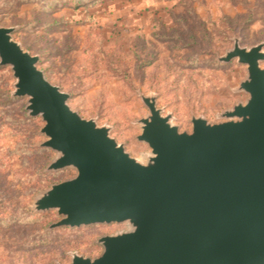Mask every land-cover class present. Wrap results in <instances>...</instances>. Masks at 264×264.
I'll use <instances>...</instances> for the list:
<instances>
[{"label": "rangeland", "instance_id": "obj_1", "mask_svg": "<svg viewBox=\"0 0 264 264\" xmlns=\"http://www.w3.org/2000/svg\"><path fill=\"white\" fill-rule=\"evenodd\" d=\"M83 1L0 0V27L39 57L38 68L69 94L74 111L109 127L138 161L151 155L137 139L150 114L142 97L154 96L181 132L192 131L194 117L224 122V112L249 99L240 90L247 66L219 59L236 41L247 49L264 44V0ZM15 84L12 68L0 65V264L95 259L101 237L130 226L51 229L62 217L34 210L42 193L77 173L48 171L58 154L42 147L45 122L29 115L28 98L13 95Z\"/></svg>", "mask_w": 264, "mask_h": 264}, {"label": "water", "instance_id": "obj_2", "mask_svg": "<svg viewBox=\"0 0 264 264\" xmlns=\"http://www.w3.org/2000/svg\"><path fill=\"white\" fill-rule=\"evenodd\" d=\"M0 27V65L12 68L15 97L28 98L31 117L45 122L42 147L58 154L48 171L77 175L52 185L34 202L36 212L56 211L55 228L128 223L130 230L99 239L95 258L72 264H264V44L236 41L221 62L247 66L240 90L245 104L224 112L226 121L192 119L181 132L154 96L142 97L148 117L138 141L151 155L133 158L110 128L87 120L68 104L31 55Z\"/></svg>", "mask_w": 264, "mask_h": 264}, {"label": "trees", "instance_id": "obj_3", "mask_svg": "<svg viewBox=\"0 0 264 264\" xmlns=\"http://www.w3.org/2000/svg\"><path fill=\"white\" fill-rule=\"evenodd\" d=\"M71 1L76 2L75 5H73V6H77L79 4H82L81 2H85L83 0L82 1L81 0H71ZM77 2H80V3H77Z\"/></svg>", "mask_w": 264, "mask_h": 264}]
</instances>
